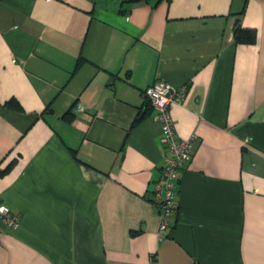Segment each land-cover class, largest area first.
<instances>
[{"label": "crops", "instance_id": "0c3cea01", "mask_svg": "<svg viewBox=\"0 0 264 264\" xmlns=\"http://www.w3.org/2000/svg\"><path fill=\"white\" fill-rule=\"evenodd\" d=\"M155 80L196 136L160 237ZM0 169V264H264V0H0Z\"/></svg>", "mask_w": 264, "mask_h": 264}, {"label": "built area", "instance_id": "2783aa9c", "mask_svg": "<svg viewBox=\"0 0 264 264\" xmlns=\"http://www.w3.org/2000/svg\"><path fill=\"white\" fill-rule=\"evenodd\" d=\"M184 90V86L175 88L162 80H155L142 93L144 100L155 112V118L160 124V143L167 152L160 174L151 189V200L160 213L157 227L159 237L173 223L178 171L189 160L196 141V136L192 134L187 139L177 136L169 113L171 104H180L183 101ZM0 209V221L14 226L15 220L10 209L1 202Z\"/></svg>", "mask_w": 264, "mask_h": 264}, {"label": "trees", "instance_id": "16d2710c", "mask_svg": "<svg viewBox=\"0 0 264 264\" xmlns=\"http://www.w3.org/2000/svg\"><path fill=\"white\" fill-rule=\"evenodd\" d=\"M255 30L250 28H242L238 25V23L235 22L234 28H233V40L235 43H244L249 44L253 43L255 41ZM145 105L148 106V103L145 101ZM66 113L63 114V118H66ZM69 117H67L68 119ZM139 117L135 118L133 120V123L138 120ZM3 169H0V174L3 172Z\"/></svg>", "mask_w": 264, "mask_h": 264}, {"label": "snow or ice", "instance_id": "6c2138e0", "mask_svg": "<svg viewBox=\"0 0 264 264\" xmlns=\"http://www.w3.org/2000/svg\"><path fill=\"white\" fill-rule=\"evenodd\" d=\"M0 211H2V209H0Z\"/></svg>", "mask_w": 264, "mask_h": 264}]
</instances>
